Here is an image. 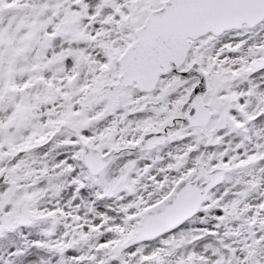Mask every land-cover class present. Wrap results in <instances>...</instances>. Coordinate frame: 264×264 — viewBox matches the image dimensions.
<instances>
[{
	"label": "snow or ice",
	"instance_id": "1",
	"mask_svg": "<svg viewBox=\"0 0 264 264\" xmlns=\"http://www.w3.org/2000/svg\"><path fill=\"white\" fill-rule=\"evenodd\" d=\"M37 225L28 264H264V0H0V237Z\"/></svg>",
	"mask_w": 264,
	"mask_h": 264
},
{
	"label": "rangeland",
	"instance_id": "2",
	"mask_svg": "<svg viewBox=\"0 0 264 264\" xmlns=\"http://www.w3.org/2000/svg\"><path fill=\"white\" fill-rule=\"evenodd\" d=\"M228 39H235V37H226L225 40ZM66 135V134H65ZM64 137L61 136L59 137V140H62ZM59 140L52 141L50 142L47 146H44V148L41 150H37V159L38 160H46L49 163L53 161L54 158L57 157V159L63 158L65 155H68V153L65 151L64 146L59 144ZM227 147V144L219 146L218 149H216L214 146H207V149L209 151L212 150H223V148ZM205 146L201 145V150H204ZM180 150L183 151V144L180 142H172L169 145H165L161 148L159 153L153 152L151 154V158L149 157H143L141 159L142 155L139 151L134 152L131 150V153H129L128 150H124L121 153H117V159L113 162V165L115 168L120 167L121 163L126 160V159H138L139 160V166L143 167L145 163H151L152 159L156 157V155H160L164 157L163 161H157V166H160L162 163H166L170 160V157L167 156V153L169 151H176ZM59 154V155H58ZM58 155V156H57ZM239 185L236 184V177L234 176L232 180H228L223 182L221 185L218 186L219 191L223 192L225 189H229L231 192L235 193L236 191L239 190ZM92 191V190H89ZM257 194H252V197L250 199L254 198ZM101 208H103V204L100 205ZM203 215V214H201ZM205 220L208 221L207 224L202 223L201 218L195 217L193 218V222L189 224L188 226L193 229H200V228H205V227H214L215 221L211 219L210 216L204 217ZM41 225H37L33 229H22V231L25 233L17 232L14 235L6 234L3 237H0V256H4L7 253V250L11 246H15L17 248H23L26 252L29 251V256L23 261L22 257H16L13 259V264H28V260L31 259H38V254L39 255H44L45 253L43 250L39 249H33V238H38L36 235L39 234ZM207 242V241H204ZM213 245L217 243V241H212L211 242ZM194 247H201L197 245H193Z\"/></svg>",
	"mask_w": 264,
	"mask_h": 264
},
{
	"label": "water",
	"instance_id": "3",
	"mask_svg": "<svg viewBox=\"0 0 264 264\" xmlns=\"http://www.w3.org/2000/svg\"><path fill=\"white\" fill-rule=\"evenodd\" d=\"M134 151L138 152V150H134ZM222 183H223V182H222ZM218 186H219V185H218ZM218 186H217V187H218Z\"/></svg>",
	"mask_w": 264,
	"mask_h": 264
},
{
	"label": "flooded vegetation",
	"instance_id": "4",
	"mask_svg": "<svg viewBox=\"0 0 264 264\" xmlns=\"http://www.w3.org/2000/svg\"><path fill=\"white\" fill-rule=\"evenodd\" d=\"M134 151V150H133ZM134 152H136V151H134Z\"/></svg>",
	"mask_w": 264,
	"mask_h": 264
}]
</instances>
